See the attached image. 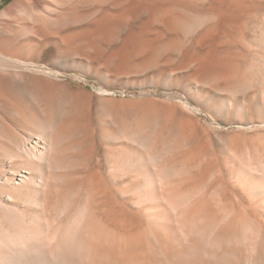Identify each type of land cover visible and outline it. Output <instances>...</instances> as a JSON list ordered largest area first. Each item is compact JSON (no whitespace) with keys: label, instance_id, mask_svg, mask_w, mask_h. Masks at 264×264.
Instances as JSON below:
<instances>
[{"label":"bare ground","instance_id":"6f19581e","mask_svg":"<svg viewBox=\"0 0 264 264\" xmlns=\"http://www.w3.org/2000/svg\"><path fill=\"white\" fill-rule=\"evenodd\" d=\"M223 4L225 7L222 11L225 12L209 17H199L180 9L158 15L146 5L141 7V12L154 18L157 15V20L168 30L181 32L188 37L210 21L224 18L226 11L238 14L251 12L264 6V0H226ZM34 17L37 22L43 23L41 32L44 31L48 19L37 15ZM168 18L170 21L166 20ZM231 28L239 34L240 41L246 47L256 43L258 49L259 46L264 48V12L257 23L248 27L255 33V39H245L244 31L237 25ZM213 29L210 27L207 34L213 33ZM10 35L9 30L0 28V37H3L0 58L8 64L13 60L15 40ZM132 37L127 38L126 44ZM152 41L146 42L137 52L143 54L151 51L156 55L161 50H170L180 54L184 47L181 42H172L160 49V46L153 47ZM66 56L65 52H58L55 63L64 64ZM24 62L27 61L22 63L31 72L15 74L8 68L0 67V264H151L153 258L148 254L156 248L161 251L160 246L154 245L155 249L151 247V253L146 251V240L142 238L146 237L144 233L142 237H114L113 231L104 228L102 221L97 219L100 216L98 212L93 211L92 197L103 196V186L98 185L92 174H87L83 169L90 159V147L92 151L94 142L92 96L59 82L58 79L63 77L60 71L46 66L38 68L32 62ZM255 69L252 63L238 73L196 79L198 83H208L215 92L226 93L217 110L232 112L243 125L242 133L258 132L259 137L238 141L237 138L213 136L212 140L221 154V166L212 174L203 167L204 164L209 165L206 163V148L192 155L196 160L193 167H172L158 172L152 169L158 168L166 154H175L187 145L191 146L195 137H201L195 133L199 128L196 118L183 120L182 123L173 118L174 108L181 107L186 113L193 110L191 105L180 102L174 107L162 106L159 108L161 115L157 114L150 100L125 102L100 99L96 105L99 140L105 145L103 162L107 181H118V177L127 169L137 172L148 166L152 170L145 177L142 187L130 193L135 196L134 207L139 208L147 203L160 204L144 210L149 225L147 230L157 244L161 233L160 229L153 228L159 224L162 216L158 211L167 214L165 209L160 208L162 202L172 212H184L180 226L174 229L178 239L186 240L198 235L208 240L207 235L213 234L211 230H202L199 223H205L207 216L215 219L212 207L217 193L214 191L207 197L205 194L197 202L194 199L204 191V187L193 192L172 193V190L165 195L174 178H182L177 181H238L240 186L248 188V191L245 190L248 196L254 199L261 197L260 204L264 205V93L260 91L248 102L245 99L246 91L253 87L255 80L249 78L252 75L258 77ZM258 79L257 83H260ZM99 94L106 95L102 91ZM251 116L257 119V125L248 128L253 123ZM164 119L170 124L168 130L158 132ZM109 126L113 128L112 131L108 130ZM159 137L165 139L163 153L151 154L157 144L155 138ZM136 148L142 149L144 154L140 155ZM200 166L202 171L195 173L194 170ZM106 188L107 193L109 190ZM146 189L149 192L142 193ZM116 191L117 198L122 201L129 193L123 189ZM217 202L223 214L221 220L228 225L215 235L212 245H243L253 254L259 252L264 246V208L261 210L262 206L258 204L259 214L256 212L257 215L249 216L235 214L231 207L222 205L221 200ZM44 209L53 213L51 220L46 218ZM188 221L190 228L184 224ZM157 233H160L158 237ZM161 255L159 253L158 257Z\"/></svg>","mask_w":264,"mask_h":264},{"label":"rangeland","instance_id":"374dc122","mask_svg":"<svg viewBox=\"0 0 264 264\" xmlns=\"http://www.w3.org/2000/svg\"><path fill=\"white\" fill-rule=\"evenodd\" d=\"M225 1L0 0V28L9 30L10 36L15 39L13 40L14 61L8 64L0 58V67L8 68L15 74H21L31 72L27 70L22 61L32 62L38 68L46 66L61 72L63 77L58 79L59 82L66 83L75 90L85 91L92 96L94 142L92 151L90 147V159L83 169L87 171V174H92L98 185L103 186V196L100 194L98 196L101 197H92L93 211L98 212L100 216L97 219L102 221L104 228L113 231L114 237L141 236L144 233L146 237L144 235L141 237L146 240L145 247H148L146 251L151 253L154 245L160 246L162 252L155 246L158 250L155 251L154 248L153 252H155L151 253L154 256L148 254L154 260L151 264H264V246L259 249V252L253 254L243 245L223 247L212 245L215 235L228 225L221 220L223 214L218 209L217 200H221L222 205L231 207L235 214L257 215L260 209L258 204L259 207L262 206L261 210L264 208V205L260 204L262 203L261 197L254 199L255 197L248 196V188L240 186L238 181H177L182 178H174L164 192L165 195L172 190V193L193 192L199 187H204V191L194 199V202H197L205 194L207 197L214 191L217 193V199L212 207L215 219L211 220L207 216L205 223H199L202 230H211L213 234L207 235L208 240L198 235L186 240L178 239L174 235V229L180 226L184 212L183 210L172 212L162 202L160 208L165 209L167 214L162 210L158 211L162 216L159 224H155L153 229H160L161 234L159 233V238L157 233L159 245L154 242L155 238L151 237L147 230L149 225L144 210L149 206L157 207L160 204L147 203L139 208L134 207L133 198L135 196L130 193L133 189L142 187L145 177L152 170L148 166L137 172L127 169L121 177H118V181H113L114 183L107 181L103 162L105 145L99 140V129L96 125L95 107L100 99L125 102L150 100L159 115L162 114L159 110L162 106L174 107V104L180 102L191 105L193 110L186 113L181 107L176 110L174 108L173 118L180 123L183 120L196 118L199 128L195 133L200 134L201 137H195L191 146L187 145L175 154H166L158 168H152L153 172L172 167H193L196 165V160L192 155L206 148V163L209 165L204 164L203 167L209 169V174H212L221 166V154L212 140L213 136H219L221 139L237 138L238 141L244 138L259 139L258 132H251L247 135L242 133L243 125L238 118L233 116L232 112L224 113L217 110L221 100L226 98V93L215 92L208 83H198L196 79L219 78L223 74L238 73L244 66L253 63V66L260 70L258 72L259 70L255 69L259 73L257 76L260 83H257L256 78L258 77L250 75L254 77L251 79L249 76L251 81L253 79L256 81L254 80L253 87L246 91L245 99L248 102L250 98L260 94V91L264 93V71L262 70L264 69V64H262L264 63V48L258 45V49L256 43L246 47L240 41L239 34L231 28L237 25L240 30L244 31L242 34L245 39H255V33L248 27L258 22L264 12V6L240 14L226 11L224 18L210 21L193 36L188 37L181 32L168 30L157 20V15L154 18L150 14L141 12V7L146 5L158 15L180 9L199 17H209L225 12L222 11ZM34 15L48 19L44 31L41 32L43 23L37 22ZM166 20L170 21V18ZM210 27L214 28L213 33L207 34ZM129 36L133 37L126 44ZM2 41L1 36L0 42ZM150 41L153 47L160 46V49L172 42H181L184 47L180 54L170 50H161L156 55L151 51L139 54L137 51ZM60 51L67 55L64 64L55 63ZM257 63H259V68ZM100 91L106 95L101 96ZM252 119L253 123L248 125V128L257 125V119L255 117ZM169 125V122L164 119L157 131L160 132L163 129L166 132ZM107 128L113 130L110 126ZM155 142L157 144L150 153L162 154L165 139L155 138ZM137 151L140 155L144 154L142 149ZM213 157H215L214 161ZM200 171H202V166L194 170L195 173ZM110 185L113 189H110ZM104 188L109 191L106 193ZM118 189L129 191L130 194L125 195L122 201L118 199V191H116ZM147 192L149 189L142 193ZM44 214L48 220H51L53 213H48L44 209ZM31 215L34 216L33 213ZM184 224L186 227H191L189 221ZM148 240H151L150 245ZM156 252L158 254H155ZM159 253L164 256L158 257ZM154 257L157 259L155 260Z\"/></svg>","mask_w":264,"mask_h":264}]
</instances>
